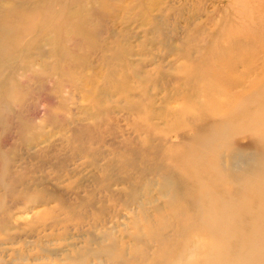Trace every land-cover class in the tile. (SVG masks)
<instances>
[{
  "label": "rangeland",
  "instance_id": "374dc122",
  "mask_svg": "<svg viewBox=\"0 0 264 264\" xmlns=\"http://www.w3.org/2000/svg\"><path fill=\"white\" fill-rule=\"evenodd\" d=\"M260 21L264 0H0V264H264Z\"/></svg>",
  "mask_w": 264,
  "mask_h": 264
},
{
  "label": "bare ground",
  "instance_id": "6f19581e",
  "mask_svg": "<svg viewBox=\"0 0 264 264\" xmlns=\"http://www.w3.org/2000/svg\"><path fill=\"white\" fill-rule=\"evenodd\" d=\"M253 27V23H248L247 24V28H252ZM256 27L261 30V32L259 33V35H264V23H262L260 21V23H256ZM255 34V32H254ZM253 36V38H255V40L261 45L262 47V50L264 52V36ZM7 41V40H6ZM4 57V55H3ZM238 99V98H237ZM237 101V100H236ZM235 106H238L237 108L234 107L233 109H226L223 113L224 116H228V113L230 114V110H234L235 109H238L239 106H240V102H236L235 103ZM215 108V107H214ZM232 108V106H231ZM218 110L220 111L222 109V106L219 105L218 108H215V109H212V110ZM190 129V128H189ZM225 131V127L223 125H221V123H216L212 128L211 130H209L208 132H206L207 134L206 135H202L200 137V145L203 146V145H210L211 143L212 144H217L219 143V140H220V137L222 135V133ZM186 132V131H185ZM190 132V131H189ZM192 132V131H191ZM167 133V132H166ZM165 133V134H166ZM174 133V132H173ZM176 134V133H175ZM174 134V135H175ZM181 134V133H179ZM187 134V133H184V135ZM189 135V134H188ZM179 137V136H178ZM172 138L174 140L175 137H173L172 135ZM168 140H171V138H168ZM220 146L222 145L221 143H219ZM225 144V142L223 143ZM191 157L193 158V161H200V160H203L205 155L203 154V151L202 150H199L197 152H192L191 153ZM235 157V156H234ZM233 158V157H232ZM231 158V159H232ZM237 158V157H236ZM241 160V158H240ZM249 162V161H248ZM246 165V164H245ZM247 166V165H246ZM233 189V188H232ZM236 189V188H235ZM196 204L199 205L200 202L199 201H196ZM70 207V206H69ZM213 205L212 204H209L207 205L206 207H203L202 208V212H201V220L203 222H206V223H209V224H212L213 222H215L214 218H213ZM229 208V207H228ZM233 208V207H230V209ZM234 209V208H233ZM225 209L223 208L222 209V213L225 212L224 211ZM221 213V214H222ZM243 250V249H241ZM234 259H237L239 260V264H253L251 262V260H253V254L249 253L248 250H244V253H240V251H238L236 254H235V257Z\"/></svg>",
  "mask_w": 264,
  "mask_h": 264
}]
</instances>
